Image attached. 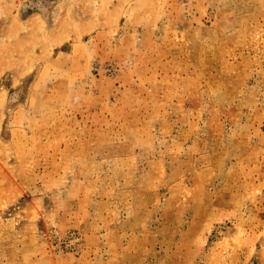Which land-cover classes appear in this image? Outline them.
<instances>
[{
	"label": "rangeland",
	"instance_id": "374dc122",
	"mask_svg": "<svg viewBox=\"0 0 264 264\" xmlns=\"http://www.w3.org/2000/svg\"><path fill=\"white\" fill-rule=\"evenodd\" d=\"M0 264H264V0H0Z\"/></svg>",
	"mask_w": 264,
	"mask_h": 264
}]
</instances>
